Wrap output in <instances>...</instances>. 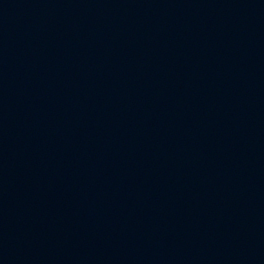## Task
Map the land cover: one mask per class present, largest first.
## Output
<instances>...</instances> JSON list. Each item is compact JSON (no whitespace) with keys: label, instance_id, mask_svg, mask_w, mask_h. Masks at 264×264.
<instances>
[{"label":"water","instance_id":"95a60500","mask_svg":"<svg viewBox=\"0 0 264 264\" xmlns=\"http://www.w3.org/2000/svg\"><path fill=\"white\" fill-rule=\"evenodd\" d=\"M0 264H264V0H0Z\"/></svg>","mask_w":264,"mask_h":264}]
</instances>
